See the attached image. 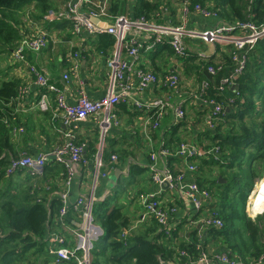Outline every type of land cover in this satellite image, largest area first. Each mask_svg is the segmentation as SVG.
Listing matches in <instances>:
<instances>
[{
    "label": "trees",
    "instance_id": "obj_1",
    "mask_svg": "<svg viewBox=\"0 0 264 264\" xmlns=\"http://www.w3.org/2000/svg\"><path fill=\"white\" fill-rule=\"evenodd\" d=\"M129 1L135 18L141 16L158 24L172 25L181 21L183 0ZM53 3L52 0H0V264H36L39 259L33 256L44 251L42 243L47 236L50 221L52 225V217L58 215L62 206L59 198L51 199V204L48 202L49 193L58 188L51 179L57 175L65 176V165L49 159L47 172L36 182L26 170L7 174L11 158L18 156L15 139H21L24 135L13 132L21 124L16 107L23 80L10 76L9 67L3 68V64L8 61L21 39L29 34L28 30L32 28L29 19L43 20L45 15L55 9ZM198 4L211 9L222 22L264 23V0H189V10L194 11ZM32 5L38 8V13H35ZM127 7V0H113L110 11L118 15L121 9ZM71 34L72 31L67 32V35ZM98 37L103 39L97 49L104 52L114 49L113 36L103 34ZM215 43L223 54L219 62L205 58L195 63L197 54L191 50L189 57L179 58L167 42H159L154 53L158 58L165 56L163 60L173 56L183 61L185 59L188 63L187 73H196L199 80H208L213 84L209 97L229 106L225 115L221 116L223 120L213 130L207 129L210 143L204 146L205 149L215 146L219 150L208 157H201L197 162L196 180L202 188L210 191L212 198L203 210L195 212L192 217L197 220L205 213L214 214L222 219L223 226H208L202 231L203 226L200 227L198 223L189 224L186 217L179 221L169 236L157 219L151 216L143 228L138 227V232L133 230L124 238L123 232L130 228L131 222L121 205L111 203L114 199L110 197L96 203L94 207L106 234L92 252V264H184L189 259L196 260L203 250L214 256L222 248L230 259L239 257L245 264L254 263L264 255V214L253 219L245 208H239L238 200L230 196L231 190L244 188L238 195L245 206L254 180L262 178L264 173L262 168L259 169L264 165V38L242 50L232 42ZM237 54L247 56L246 66L236 80L237 90L230 87L220 94L215 86L222 78L233 73L234 57ZM153 65L156 71L160 70L157 60L153 59ZM209 66L215 67V74L208 71ZM172 70L175 68L172 67ZM230 97L235 98L234 102H229ZM261 99L262 108L258 106ZM121 106L126 107L125 104ZM189 115L191 112L187 110L185 118L178 121L179 126L186 125L185 120L190 118ZM152 121H155V117ZM184 137L178 132L172 133L166 140V147L171 149L179 146L186 140ZM251 144L253 147L249 150ZM108 150L105 147V160V156L110 153ZM111 150L118 153V149ZM171 158L178 160L174 156ZM253 159H257V164L246 167L244 163ZM223 161L228 164H223ZM214 167L222 170L220 174L227 180L226 183H220L217 177L208 183L205 181L204 173L212 172ZM143 169L140 165H134L131 175ZM45 182L50 186L48 190L41 186ZM213 184L214 187L211 186ZM99 245L106 252L103 256L99 254Z\"/></svg>",
    "mask_w": 264,
    "mask_h": 264
},
{
    "label": "crops",
    "instance_id": "obj_2",
    "mask_svg": "<svg viewBox=\"0 0 264 264\" xmlns=\"http://www.w3.org/2000/svg\"><path fill=\"white\" fill-rule=\"evenodd\" d=\"M52 1L54 2L53 5L55 8L53 10L54 14L51 15L50 18L46 17L47 14L44 16L43 20L39 21H36V18L29 19L32 28L28 30L29 34H27L28 36H34L42 31H46L48 34L47 44L39 51L26 50L24 62L18 61L13 51L11 56H9L8 61L5 63L9 67L10 76H16L23 80L19 95L20 100L16 107L18 115L21 118V124L19 125L20 127L15 128L13 132L24 135H22L21 139H17L16 137L15 142L18 156L12 157L11 159L23 155H36L43 153L48 156V160H52L51 152L57 146L63 144V142L66 141L67 134L72 132L78 142L86 144L85 156L89 160V165H76V173L69 190V201L73 203L79 198H84L86 202H89L90 195L93 193L95 200L93 204L94 210L96 203L103 202L107 198L113 197L114 201L111 203H118V205H121L123 211L129 217L131 226L125 230H128V235H130L133 230L138 232V227L143 228L144 224L149 222L152 218L150 214H146L145 209L139 200V194L142 191L157 192L162 189L152 180L151 173L147 171L151 164V151H155L162 141L166 142V140L171 137L172 133L176 132L181 134V136H185V139L190 138L189 142L206 152L208 150L211 151L212 149L219 150L218 147L215 146L212 149H205L204 147L210 143L209 136H207V129H210L207 120L213 109V105L208 101L205 102L194 98L193 93L199 90L204 79L199 80L196 73L186 72L188 63L185 62V59L183 61L176 56H173L168 60H163L162 58L166 59L165 56L158 58L154 51L142 49L140 51V59L137 63V67L154 71L153 59L154 61L157 60L158 69L160 70H155L154 72L160 77L169 73L172 70V67L179 69L181 76L180 87L174 94L169 109L162 115L160 127L156 130L147 131L146 123L153 122L151 117L155 112V108L149 109L146 105L157 99H166L169 95V90L166 86L158 84L150 89L142 91L136 85V74L134 72L129 73V79L133 83L131 90L133 96L132 101L139 102L141 106H137L134 103H120L115 107L114 114L119 123L113 125L104 138V149L105 147H108V151L110 152L105 156L107 160L104 159V161L108 166L111 165L110 156L111 154L116 153L112 152V148L118 149L117 154L119 155V161L116 164H113L111 169L109 168L108 177L99 178L95 181L93 164L95 162V156L100 149L102 139L98 120H96V118H89L86 121L70 126L69 124L66 125L61 118L54 119L53 115L56 111L57 93L53 91H49L48 93L50 104L49 110L41 111L35 101L37 102L39 99L42 90L36 83V75L27 69L26 65H32L36 68L37 72L46 75L49 82L57 86L60 94H62L65 100L69 103L76 102L80 92H85L91 99H99L109 92V83L112 74V67L109 64V60L112 56L113 48L112 50H105L106 52L97 49V45L101 43L103 38L90 35L87 32L78 35L75 33L71 34V36L67 35L68 31H72V23L69 22L64 15L60 16V13L65 12L68 0ZM163 1L165 2L166 0ZM112 2L113 0H92L90 10L100 13L101 10L104 9L105 14L99 15V19H102L101 21H103V24L105 25H107L109 21L113 22L116 16L124 15L126 17L135 18L134 9L131 7L132 5L129 7V0H127V4L130 9H128V7L126 9H121L118 15H114L110 11ZM31 7L35 13H38V8H35L33 5ZM87 9L89 10V8ZM165 9L168 10L166 7ZM189 15L190 17L188 16L187 18V24L190 29L210 28L221 24L223 21L217 16L206 17L194 11H190ZM165 16L167 17L166 14ZM181 16L183 17V13H181ZM148 34L149 32L141 31L136 35L137 39L140 42H143L144 46H147L152 42V38ZM185 40L188 50H191L194 54L204 52L208 54V58H211L214 61L219 62L221 60L223 54L217 48L215 42H208L200 38L197 39L190 37H186ZM78 49L79 51H82V55L81 58L77 59L79 62L78 68L73 70L72 68L75 65V62H72L71 57L75 50ZM121 55L124 56L125 53L122 52ZM202 59L203 58L197 55L195 63H200ZM66 73L70 74L69 79H65L64 75ZM211 86L213 88L212 83ZM231 87L234 91L237 90V87L234 85ZM24 88H26L27 93H24L23 95L22 89ZM176 101H182L185 110L187 108V110L191 112V115H189L190 118L185 120V126L182 124L179 126L178 121L175 119L172 105ZM122 104H125L126 107H122ZM258 106L260 108L263 107V99L260 100ZM100 117L102 118L103 116ZM201 140L203 143H199ZM252 147L253 145L251 144L249 150ZM177 148L178 146L174 148L171 147L170 150L175 152ZM209 155L211 154H204L202 158L208 157ZM202 158H198L197 162ZM175 160L176 159L170 157L168 160L169 165L174 168L176 163L177 166L180 167L181 164L179 159ZM257 162V159H253L244 164L248 167L257 164ZM157 164L160 168L163 167L161 158H159ZM223 164L228 163L223 161ZM134 165H140L144 167V169L131 175V168ZM261 168L262 171H264V165L259 167V169ZM47 169L44 174L47 172ZM221 172L222 170L214 167L210 173L206 174L203 172V177L207 183L210 182V179L215 177L219 179V182L226 183L227 180L220 174ZM66 176L67 174L63 177L57 175L54 179H51L58 188L49 193L50 199L48 203L51 204V199L59 198L60 193H62L65 187ZM33 177L35 178V182L42 178ZM258 180H261V178H256L253 184L258 182ZM262 184L259 185L258 188H263ZM41 186H45V189L47 190L50 187L46 182L41 184ZM41 186H38V188H41ZM127 188H129V190H127L122 197L121 194L123 193V190H126ZM165 193L168 194V192ZM166 199L178 204L180 208L177 217L178 222L182 218H192L194 216L195 210L189 202L178 198L176 195L166 197ZM255 200V198H252L253 203ZM262 205H264V203L258 206L257 210ZM249 216L252 217L251 214ZM252 218L255 219L256 217ZM188 221L189 224L195 223V221L194 223L191 220ZM81 222V213L74 212L72 209H70L69 216L65 222L59 220L58 215L52 217V225L50 221L47 236L42 243L44 244V251L33 256L36 260L37 258L39 259L38 262L36 261V264H52L53 262L54 255L51 253V249L54 246L52 245V242L49 241L51 231H59L71 240L74 237L72 230L77 228ZM204 229H206L205 226L201 228L202 231ZM221 252H225L224 248L217 253ZM259 260H261V262H258ZM172 263L178 264L175 262ZM256 263H264V255L251 264ZM247 264L250 263L247 262Z\"/></svg>",
    "mask_w": 264,
    "mask_h": 264
},
{
    "label": "built area",
    "instance_id": "obj_3",
    "mask_svg": "<svg viewBox=\"0 0 264 264\" xmlns=\"http://www.w3.org/2000/svg\"><path fill=\"white\" fill-rule=\"evenodd\" d=\"M92 0H68L66 10L60 13V16H65L72 23V32L76 35L87 32L90 35H111L115 38V46L112 51V56L109 64L112 67L111 81L109 83V92L99 99H91L85 92H80L76 102L69 103L65 100L64 96L60 94L57 86L49 82L46 75L37 72L36 68L32 65H26L33 74L36 75V83L41 88L42 93L36 105L41 111H48L49 104V91L57 93L56 97V111L54 112V119H63L65 124L76 125L79 122L86 121L89 118H96L99 122L101 130V146L95 156L93 164L94 179L97 181L99 178H106L109 175V168L119 161V155L113 153L110 156V166H108L103 158L104 138L113 125L119 123L116 115L114 114L115 107L120 103H134L141 106L139 102H134L131 93L133 83L129 79V73L134 72L137 77V87L144 91L150 89L158 84L166 86L169 90V95L166 99H157L154 102L147 104L149 109L155 108L153 116L155 121L146 123V130H156L160 127L161 117L166 110L169 109L170 102L174 94L180 87L181 76L179 69L171 70L163 77L158 76L151 69L138 68L137 63L140 59V51L146 49L154 51L155 46L159 42H167L173 48L174 53L179 58H186L190 55L186 44V37L200 38L208 42H232L238 49H243L245 46H253L257 41L264 38V23L261 25L253 21H234L222 22L217 26L201 29H190L187 24L189 16V0H183L181 11L183 16L181 21L176 24H158L149 21L144 17L130 18L126 16H116L113 22H108L107 25H96L92 22L89 16L99 18V15H104L105 10L102 9L100 13L91 11ZM89 8V10L87 9ZM194 11L206 17H216V13L211 9L203 8L201 5H196ZM54 12L50 11L47 18H50ZM102 20V19H100ZM107 22V21H104ZM149 32L152 38L151 44L144 46L136 35L138 32ZM48 34L42 31L34 36H24L18 46L14 50L15 57L18 61H25L26 50L39 51L46 44ZM122 52L125 53L122 56ZM82 51L75 50L72 55V62H75L73 70L79 66L77 59L81 58ZM201 58H208V54L199 52L197 54ZM202 59V60H203ZM235 68L231 75L221 79L220 83L215 86L220 94L227 88L237 84L236 80L242 73L246 66V55H235ZM208 71L215 74V67L209 66ZM65 79H69L70 74L64 75ZM212 89L211 83L208 80L202 81L199 90L193 93L195 99L209 102L213 105L208 116V126L214 129L217 123L225 115V111L229 108L224 103H221L211 97L209 92ZM22 93H27L26 88L22 89ZM229 102H234L233 98H229ZM143 105V104H142ZM175 119L177 121L185 118L187 111L183 106L182 101H176L172 105ZM100 116H103L102 118ZM86 144L78 142L73 133L67 134L66 141L57 146L51 155L54 156L56 163L63 164L67 170L65 178V187L59 195L62 203L58 212L59 220L65 222L69 216V211L72 209L74 212L81 213L82 222L77 228H74L73 239L66 237V235L59 231H51L49 241L54 246L51 253L54 255L52 264H92V252L96 243L102 240L106 234L102 225L96 221L94 215L93 204L94 194L90 195L89 202L84 198L71 203L69 201V190L76 173V165L83 164L89 165V160L85 156ZM216 149L208 150L207 152L198 148L189 141H182L175 152L166 147V142L162 141L159 148L150 152L151 164L149 172L151 173L152 180L158 184L162 189L157 192L142 191L139 194V200L145 209L146 214H150L157 219L161 224L163 230L167 235H171L172 231L179 223L177 220L179 214V206L174 201L167 200L166 197L176 195L178 198L189 202L195 212L203 210L211 201V193L207 188H202L196 180V172L198 168L197 160L204 154L216 153ZM177 157L181 164L180 167L175 163L174 168L169 165L170 157ZM159 158H161L163 167L158 166ZM55 163V164H56ZM48 164V156L40 153L36 155H23L18 158L11 159L10 166L7 173H13L17 170H26L36 178L42 177ZM264 181V178L251 186V190L247 197L246 208L252 217L264 214V205H262L256 212L254 211L253 197H258V187ZM165 192H168L166 194ZM165 194V195H164ZM170 202V203H169ZM193 223L199 224L200 227L214 226L222 227L223 221L218 216L208 213L202 215L199 219L192 220ZM128 230H124L123 236H128ZM186 255L185 251L181 252ZM258 262H261L259 260ZM244 264L239 257L230 259L226 252L215 253L214 256L203 250L196 260L189 259L184 264ZM171 264V262H168ZM257 264V263H256Z\"/></svg>",
    "mask_w": 264,
    "mask_h": 264
},
{
    "label": "rangeland",
    "instance_id": "obj_4",
    "mask_svg": "<svg viewBox=\"0 0 264 264\" xmlns=\"http://www.w3.org/2000/svg\"><path fill=\"white\" fill-rule=\"evenodd\" d=\"M177 7H180V6L178 5ZM122 16H124V15H122ZM183 17H184V16H183ZM189 17H190V15H189ZM30 22H31V21H30ZM3 65H4L3 68L8 67V65H6V64H3ZM187 139H188V140H187ZM187 139H186L187 141H190V140H189L190 138H187ZM159 146H160V145H159ZM159 146H158L156 149H158ZM147 171H149V170H147ZM258 179H260V178H258ZM261 179H263V177H262ZM218 181H219V179H218ZM258 181H259V180H258ZM220 183H222V182H220ZM263 183H264V182H263ZM211 186L214 187L215 184H213V185H211ZM127 190H129V188H127L126 190H123V193L121 194L122 197L125 195V193H126ZM243 190H244V188H242V187H240V188H238V189H234V191L231 190L230 196H231V198H232L233 200H235V199L238 200V201H237V205L239 206V208H240V209L245 208L246 212L250 215V212H249V211L247 210V208H246V203H247V201H246L245 206H244L243 201L240 199V196L238 195V193L241 192V191H243ZM235 194H236V195H235ZM94 215H95V217H96V221L99 222L98 214H97V209H95V211H94ZM100 243H101V240L98 241V242L96 243V245H98V244H100ZM99 251H101V252L99 253L100 256H103V254H105V252L103 251L102 247H100V245H99Z\"/></svg>",
    "mask_w": 264,
    "mask_h": 264
},
{
    "label": "bare ground",
    "instance_id": "obj_5",
    "mask_svg": "<svg viewBox=\"0 0 264 264\" xmlns=\"http://www.w3.org/2000/svg\"><path fill=\"white\" fill-rule=\"evenodd\" d=\"M262 187L263 188H258V191L259 192V196L258 197H253L255 198V202H254V211L257 210V207L260 206L262 203H264V183L262 184Z\"/></svg>",
    "mask_w": 264,
    "mask_h": 264
},
{
    "label": "water",
    "instance_id": "obj_6",
    "mask_svg": "<svg viewBox=\"0 0 264 264\" xmlns=\"http://www.w3.org/2000/svg\"><path fill=\"white\" fill-rule=\"evenodd\" d=\"M89 18H90V20L92 21V22H94L96 25H99V26H101V25H104L103 24V21H101L99 18H97V17H95V16H89ZM234 86L235 87H237V84H234ZM229 109V108H228ZM52 156V158H54V156L53 155H51ZM222 179V178H221ZM220 179V180H221ZM163 264H168V262H164ZM171 264H174V263H171Z\"/></svg>",
    "mask_w": 264,
    "mask_h": 264
}]
</instances>
